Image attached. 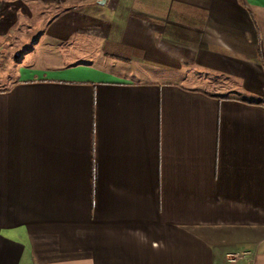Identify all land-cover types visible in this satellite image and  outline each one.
<instances>
[{"label":"crops","instance_id":"obj_1","mask_svg":"<svg viewBox=\"0 0 264 264\" xmlns=\"http://www.w3.org/2000/svg\"><path fill=\"white\" fill-rule=\"evenodd\" d=\"M43 34L50 66L0 79V264H264V0H90Z\"/></svg>","mask_w":264,"mask_h":264},{"label":"rangeland","instance_id":"obj_2","mask_svg":"<svg viewBox=\"0 0 264 264\" xmlns=\"http://www.w3.org/2000/svg\"><path fill=\"white\" fill-rule=\"evenodd\" d=\"M89 1L0 0V79L8 78L9 70L17 64L19 57L23 65L36 63L41 67L50 66L52 54L42 44L37 46L36 41L43 37L49 23L57 16L67 11H83ZM93 43L91 41L85 45L91 56L99 50ZM73 47L63 44L58 49L62 52L65 49L74 51ZM107 68L117 74L135 78L129 70L114 65H108Z\"/></svg>","mask_w":264,"mask_h":264},{"label":"built area","instance_id":"obj_3","mask_svg":"<svg viewBox=\"0 0 264 264\" xmlns=\"http://www.w3.org/2000/svg\"><path fill=\"white\" fill-rule=\"evenodd\" d=\"M230 257V256H229ZM231 260V259H230Z\"/></svg>","mask_w":264,"mask_h":264},{"label":"water","instance_id":"obj_4","mask_svg":"<svg viewBox=\"0 0 264 264\" xmlns=\"http://www.w3.org/2000/svg\"><path fill=\"white\" fill-rule=\"evenodd\" d=\"M102 3H103V1H102Z\"/></svg>","mask_w":264,"mask_h":264}]
</instances>
